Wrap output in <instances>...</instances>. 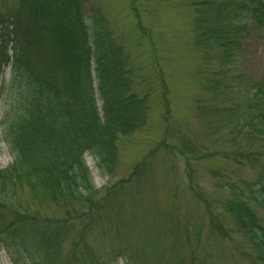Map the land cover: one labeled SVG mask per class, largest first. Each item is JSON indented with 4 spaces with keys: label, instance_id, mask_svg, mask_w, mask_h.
I'll return each instance as SVG.
<instances>
[{
    "label": "rangeland",
    "instance_id": "1",
    "mask_svg": "<svg viewBox=\"0 0 264 264\" xmlns=\"http://www.w3.org/2000/svg\"><path fill=\"white\" fill-rule=\"evenodd\" d=\"M79 1L86 20L100 14L121 45L129 90L147 105L145 120L139 130L117 135L115 161L102 167L108 172L85 154L101 206L92 212L82 202L78 211L66 215V205L16 186L12 205L0 207V264H251L237 250L242 238L221 202L231 196L233 184L255 179L260 170L229 153L233 146L225 148L229 156L215 155L225 137L216 123L220 116L214 114L213 122L199 115L200 108L226 104L240 91L216 90L207 80L212 74L193 43V3L200 0ZM17 2L0 0V13L11 12ZM247 30L243 65L249 79L263 78L264 37L252 26ZM31 46V60L40 71L53 50ZM7 71V66L0 67V78ZM178 136L201 154L212 152L195 159ZM10 160L0 136V168ZM109 186H117L118 199L103 205ZM72 205L78 206L77 200ZM125 216L131 222L124 231L118 219ZM55 221L61 225L57 243ZM14 228L18 232L12 237ZM142 233L154 243L143 245Z\"/></svg>",
    "mask_w": 264,
    "mask_h": 264
},
{
    "label": "trees",
    "instance_id": "2",
    "mask_svg": "<svg viewBox=\"0 0 264 264\" xmlns=\"http://www.w3.org/2000/svg\"><path fill=\"white\" fill-rule=\"evenodd\" d=\"M193 4V43L212 74L208 82L216 90L224 88L223 92L240 89L232 101L199 110L213 122L214 114L220 116L216 123L225 130L221 149L214 153L229 156L225 148L233 146L229 153L260 170L255 179H243L239 187L233 184L231 196L221 204L242 238L237 250L251 264H264V77L249 79L243 65L248 27L264 37V0ZM90 18L88 22L79 0H18L11 12L0 13L5 28L0 30V67H8L7 76L0 78V136L11 155L0 168V207L12 205L16 186H25L34 197L66 205V215L78 211L82 202L90 212L101 207L85 154L92 155L99 168H110L117 135L139 130L145 120L147 105L129 90L121 45L100 14ZM32 44L53 50L40 71L30 57ZM177 138L195 159L212 152L201 154L184 136ZM116 187L107 188L103 205L118 199ZM75 200L78 206L72 205ZM118 221L125 231L131 218ZM55 224L57 243L61 225ZM16 232L14 228L12 237ZM140 239L146 246L154 243L144 233ZM144 250L141 247L140 254Z\"/></svg>",
    "mask_w": 264,
    "mask_h": 264
}]
</instances>
